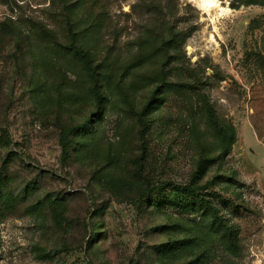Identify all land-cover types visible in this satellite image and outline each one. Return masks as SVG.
I'll list each match as a JSON object with an SVG mask.
<instances>
[{"label": "rangeland", "instance_id": "374dc122", "mask_svg": "<svg viewBox=\"0 0 264 264\" xmlns=\"http://www.w3.org/2000/svg\"><path fill=\"white\" fill-rule=\"evenodd\" d=\"M0 264H264V0H0Z\"/></svg>", "mask_w": 264, "mask_h": 264}, {"label": "trees", "instance_id": "16d2710c", "mask_svg": "<svg viewBox=\"0 0 264 264\" xmlns=\"http://www.w3.org/2000/svg\"><path fill=\"white\" fill-rule=\"evenodd\" d=\"M139 123L141 124V130H140V138L143 140L144 136H145V130L147 127V123L143 118H139ZM83 128V125H78L76 127V129H81ZM201 163V161H200ZM199 176V170H196L193 174H192V178L191 181L187 184L184 185H179V188H181L182 190H186L188 192H196V190L198 189V185H195L194 180Z\"/></svg>", "mask_w": 264, "mask_h": 264}, {"label": "bare ground", "instance_id": "6f19581e", "mask_svg": "<svg viewBox=\"0 0 264 264\" xmlns=\"http://www.w3.org/2000/svg\"><path fill=\"white\" fill-rule=\"evenodd\" d=\"M199 5L202 9L208 10L212 6L217 5V0H199Z\"/></svg>", "mask_w": 264, "mask_h": 264}]
</instances>
